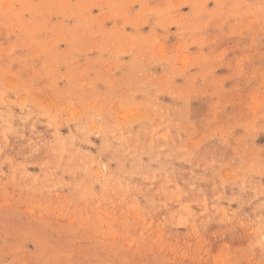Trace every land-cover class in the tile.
I'll list each match as a JSON object with an SVG mask.
<instances>
[{
    "label": "rangeland",
    "instance_id": "374dc122",
    "mask_svg": "<svg viewBox=\"0 0 264 264\" xmlns=\"http://www.w3.org/2000/svg\"><path fill=\"white\" fill-rule=\"evenodd\" d=\"M0 264H264V0H0Z\"/></svg>",
    "mask_w": 264,
    "mask_h": 264
}]
</instances>
